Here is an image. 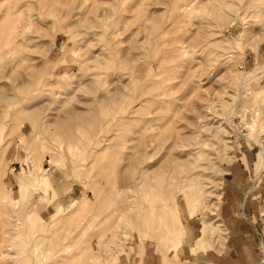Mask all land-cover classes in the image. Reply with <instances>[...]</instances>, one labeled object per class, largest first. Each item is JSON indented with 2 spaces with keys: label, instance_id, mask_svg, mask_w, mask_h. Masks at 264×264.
Instances as JSON below:
<instances>
[{
  "label": "rangeland",
  "instance_id": "374dc122",
  "mask_svg": "<svg viewBox=\"0 0 264 264\" xmlns=\"http://www.w3.org/2000/svg\"><path fill=\"white\" fill-rule=\"evenodd\" d=\"M191 1L0 0V264L57 252L61 264H135L144 247L162 264H202L216 234L225 244L226 189L264 173V0ZM127 134L131 164L168 172L172 153L200 177L184 198L171 178H148L153 225L132 214L125 237ZM205 221L214 236L202 238Z\"/></svg>",
  "mask_w": 264,
  "mask_h": 264
},
{
  "label": "crops",
  "instance_id": "0c3cea01",
  "mask_svg": "<svg viewBox=\"0 0 264 264\" xmlns=\"http://www.w3.org/2000/svg\"><path fill=\"white\" fill-rule=\"evenodd\" d=\"M258 165L264 168L260 155ZM255 175V170L252 169L243 178L232 179L233 183L225 191L226 199L222 200L220 216L223 222L221 226L226 228L228 235L223 246L220 245L224 243V234L221 237L216 234L217 231H211V226L218 228L219 225L204 222L202 238L207 237L209 232L213 236L216 234V238L209 241L208 249L198 252L197 257L202 264H264L261 260L264 256V173L260 172L256 179ZM250 176L254 179L252 183L248 182ZM189 228L195 245L201 242L203 239L195 238L190 225ZM141 250L139 256L134 257L135 264H162L154 248L144 247ZM129 251L132 257L131 249Z\"/></svg>",
  "mask_w": 264,
  "mask_h": 264
},
{
  "label": "bare ground",
  "instance_id": "6f19581e",
  "mask_svg": "<svg viewBox=\"0 0 264 264\" xmlns=\"http://www.w3.org/2000/svg\"><path fill=\"white\" fill-rule=\"evenodd\" d=\"M189 1H191V0H189ZM21 3V2H20ZM187 3H192V1L191 2H187ZM23 4V3H22ZM185 6V5H184ZM186 6H188L187 4H186ZM173 7V6H172ZM189 7V6H188ZM120 8H121V6H120ZM184 8V7H183ZM186 9H187V7H186ZM169 10V9H168ZM185 10V9H184ZM182 11V10H181ZM186 11V10H185ZM141 12V11H140ZM169 12H170V10H169ZM186 13V12H185ZM141 15H142V13H141ZM181 15V14H180ZM181 17V16H180ZM179 17V18H180ZM142 18H144V16L142 17ZM178 20V19H177ZM168 21V20H167ZM179 21V20H178ZM221 21V20H220ZM218 22V21H217ZM17 23V22H16ZM18 24V23H17ZM16 24V25H17ZM145 24V23H144ZM218 24V23H217ZM15 25V26H16ZM171 25V24H170ZM179 25V24H178ZM14 26V25H13ZM163 26V25H162ZM18 27V26H17ZM219 27V26H218ZM170 28H171V26H170ZM18 29V28H17ZM15 30V29H14ZM163 30H164V28H163ZM167 30V29H166ZM111 33V32H110ZM216 33V32H215ZM16 34V33H15ZM112 34H113V32H112ZM208 37V36H207ZM115 38V37H114ZM205 38V37H204ZM114 46V45H113ZM108 47V46H107ZM117 47V46H116ZM168 47V46H167ZM174 47V46H173ZM10 49V48H9ZM108 49H109V47H108ZM10 50H12V49H10ZM111 50V49H110ZM120 50V49H119ZM119 50H118V52H119ZM115 51H117V49H115ZM178 51V50H177ZM176 51V52H177ZM122 52V51H121ZM115 54V53H114ZM171 55V54H170ZM175 55V54H174ZM176 55H178L177 53H176ZM122 57V56H121ZM123 57H124V55H123ZM121 59V58H120ZM129 60V59H128ZM122 61V60H121ZM123 62V61H122ZM121 62V63H122ZM134 62V61H133ZM118 67V66H117ZM116 67V68H117ZM120 71H121V69H120ZM260 71H264V69H261ZM124 72V71H123ZM257 72H259V70L258 71H254L253 73H249V74H247L246 75V77H249V76H251V75H253V74H255V73H257ZM245 77V78H246ZM142 99V98H141ZM150 100V99H149ZM142 101H145V100H142ZM148 101V100H147ZM149 102V101H148ZM147 102V103H148ZM150 103H152V102H150ZM140 106V105H139ZM147 106V105H146ZM145 106V107H146ZM233 107V106H232ZM197 108V107H196ZM127 112H128V110H127ZM135 113V112H134ZM128 114H129V112H128ZM123 116H125V114L123 115ZM149 116V115H148ZM172 117V116H171ZM175 118V121H176V117H174ZM170 119V118H169ZM159 120V119H158ZM167 120V119H166ZM172 120V119H171ZM170 120V121H171ZM119 121H121V120H119ZM123 121V120H122ZM121 121V123H123ZM161 121H163V120H160V122L159 123H161ZM155 122V121H154ZM158 122V121H157ZM152 123V122H151ZM171 123V122H170ZM123 124H125V122L123 123ZM152 124H155V123H152ZM165 124V123H164ZM168 124H169V121H168ZM174 125H175V123H173ZM127 126V125H126ZM156 126V125H155ZM159 126H162V125H159ZM169 126V125H168ZM154 127V126H153ZM152 127V128H153ZM176 127V126H175ZM161 128V127H160ZM163 128V127H162ZM165 128V127H164ZM176 128H178V127H176ZM175 128V129H176ZM250 129L251 130H253L254 129V126H250ZM155 131H156V129H155ZM154 131V132H155ZM179 131V130H178ZM153 133V132H152ZM175 133V131L173 130V134ZM180 133V132H179ZM124 134H125V131H124ZM155 134V133H154ZM161 134V133H160ZM178 134V133H177ZM162 135V134H161ZM124 136V135H123ZM166 136V135H165ZM167 136H169V135H167ZM135 137V136H134ZM133 137V138H134ZM163 137V136H162ZM177 137H180V135L178 134L177 135ZM132 138V139H133ZM171 137H169L168 139H170ZM174 138H175V135H174ZM247 139H249L248 137H246ZM132 139L129 137V135L127 134L126 136H125V138H124V140H125V144H124V147H125V150H126V154H127V156L125 157L126 158V160H128L127 161V164L126 165H124V164H122V165H124L123 167H124V172H125V174H126V178H125V183H124V187L126 188V192H127V194L129 195V202L128 203H126V206L124 207V208H122V209H120L119 210V214H118V216H117V218H116V220L117 219H121L124 223H122V225H120V227H119V229L121 230L120 231V234L119 235H121V236H125V237H128V235H129V233H130V230H132L133 228H132V225H131V223H130V218H131V215L132 214H135V216L140 220V222H138V223H136V225L141 229V228H145L146 226V228L145 229H147L148 230V228H150L153 224H152V221H150V216H152V215H154L155 214V212H152L151 210H149V209H146V205L147 204H150V205H152V202L154 201V199H157V196L155 195V192H154V189H155V184L153 183V182H149L148 181V178H150V179H152V178H156V177H163V178H165L166 180H168L167 179V177H169V178H171L174 182H175V185L176 186H178L179 188L177 189V191H176V196L177 197H182V198H184V197H188V191H190L194 186H196L197 185V180H198V178L200 177V173H198V172H194V169H195V167H194V165L192 164V163H190V162H186V163H184V162H182V163H178L176 160H174V158H173V155H171L172 153H168L167 155L169 156V158L168 159H170V157H171V170L170 171H168V172H166L165 170L164 171H161V173L160 172H158V170H155L156 169V167H160V165H161V163H159V162H155V163H153L152 161H147V162H145L144 160H137V162H136V164L135 165H133V164H131V160H132V156L130 155V153H131V149H132V147H131V145H130V143L132 142ZM168 139H166V140H168ZM178 139V138H177ZM177 139L175 140V141H177ZM183 139H184V137H183ZM157 140V139H156ZM164 140V139H163ZM165 140V141H166ZM179 140H182V138L180 139L179 138ZM185 140V139H184ZM147 141H148V137H147ZM151 141V140H150ZM154 141V140H153ZM152 141V142H153ZM183 141V140H182ZM151 142V143H152ZM96 143V142H95ZM147 143V142H146ZM160 143V142H159ZM169 143V142H168ZM167 143V144H168ZM176 143V142H175ZM99 144V143H98ZM143 144H144V142H143ZM153 144V143H152ZM171 144V143H170ZM178 144H180V143H178L177 142V145ZM183 144V143H182ZM187 144V143H186ZM172 145V144H171ZM175 145V144H174ZM181 145V144H180ZM140 146V145H139ZM160 146V145H159ZM168 146V145H167ZM170 146V145H169ZM179 146V145H178ZM178 146H176L177 148H178ZM143 147V146H142ZM153 147H154V145H153ZM176 147H174L175 148V150L177 149ZM180 147V146H179ZM182 147V146H181ZM174 148H173V150H174ZM187 148V147H186ZM163 149V148H162ZM179 149V148H178ZM142 150H143V148H142ZM189 150V149H188ZM128 151H130V153L128 152ZM150 150V148L149 149H145V153H144V156H145V158H147V159H150V157H152L153 156V154H152V152L153 151H151ZM160 151H161V149H160ZM166 151V150H165ZM164 151V152H165ZM171 151V150H170ZM183 151V150H182ZM187 151V150H186ZM189 151H191V150H189ZM158 152H159V148H158ZM194 152V151H193ZM193 152H191V153H193ZM123 153H124V151H123ZM133 153V152H132ZM162 153V152H161ZM175 153V152H174ZM185 153V152H184ZM134 154V153H133ZM156 154V153H155ZM187 154H190V152H187ZM197 154H200V152L199 153H197ZM186 155V154H185ZM201 155V154H200ZM199 155V156H200ZM122 156V155H121ZM155 157L157 156V155H154ZM193 156V155H192ZM179 157V156H178ZM59 158V157H58ZM158 158V157H157ZM160 159H162V158H160ZM180 159V158H179ZM188 160V159H187ZM57 162H59V160H56ZM162 161V160H161ZM160 161V162H161ZM260 162H261V164H262V167H264V149H263V147L261 146V154H260ZM122 170V169H121ZM160 173V174H159ZM167 175H170V176H167ZM34 177V176H33ZM40 177V176H39ZM36 179V178H35ZM39 179V178H38ZM37 180V179H36ZM40 180V185H42V186H45L46 188H48V186H49V182L48 181H46L47 179L44 177V178H40L39 179ZM39 182V181H38ZM198 190H201V188L199 189L198 188ZM124 191H125V189H124ZM164 191H165V189H164ZM167 191H169V190H167ZM132 193H134V194H132ZM165 193H168V192H165ZM126 194V193H125ZM169 194V199L170 200H173V195L171 194V193H168ZM145 195V196H144ZM155 196V197H154ZM146 197H149L148 199H146ZM174 198H175V196H174ZM196 200H199L198 201V203H201V201H200V197L199 198H197ZM8 203H10V204H14V205H16V206H19L21 203L20 202H13V199H8ZM149 207V206H148ZM124 211H126V215L124 214ZM55 221H57V220H55ZM49 223V222H48ZM47 223V224H48ZM54 223V222H53ZM50 224H51V222H50ZM55 224H57V223H55ZM151 224V225H150ZM209 225V224H208ZM150 226V227H149ZM52 227H55V226H53L52 225ZM48 228V227H47ZM113 228V226L112 227H110V229H112ZM48 229H51V228H48ZM212 229V231H214L215 229H216V227L215 228H211ZM54 230V229H53ZM51 231L52 233L54 232V231ZM115 235H116V233H115ZM220 236V235H219ZM48 237V236H47ZM49 238V237H48ZM177 237L175 236V239H176ZM192 240V239H191ZM194 241V240H193ZM185 243H186V240H185V238L183 237H180L179 236V240H178V242H177V244L175 243V246L177 245V248L176 249H172V250H170L171 252L173 251L175 254H177V252L179 251V249L181 248V247H185ZM71 246V245H70ZM66 248V247H65ZM174 248V247H173ZM38 249V248H37ZM50 249H52V248H50ZM49 249V250H50ZM55 249L53 248L52 249V252L54 251ZM63 250H64V248H63ZM58 251H60V250H58ZM69 251V250H68ZM47 252H50V251H47ZM62 252H64V251H62ZM54 253V252H53ZM3 255V254H2ZM64 256V258H65V255L64 254H62V255H60V253L59 252H57V253H54V255L52 256V261H50V262H48L47 261V255L43 258V257H40V258H38V257H36L35 256V260H37L38 261V264H44V262L45 261H47L48 263L47 264H61L62 262H63V260H61V261H57L58 260V258H60V257H63ZM4 259V258H3ZM44 259H46V260H44ZM13 262V261H12ZM172 262V259H171V257H169L168 256V254H165L164 255V264H170Z\"/></svg>",
  "mask_w": 264,
  "mask_h": 264
}]
</instances>
